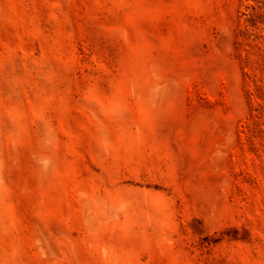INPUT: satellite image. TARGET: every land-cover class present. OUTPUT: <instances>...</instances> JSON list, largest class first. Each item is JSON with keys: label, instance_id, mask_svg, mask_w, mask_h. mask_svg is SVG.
Returning a JSON list of instances; mask_svg holds the SVG:
<instances>
[{"label": "rangeland", "instance_id": "rangeland-1", "mask_svg": "<svg viewBox=\"0 0 264 264\" xmlns=\"http://www.w3.org/2000/svg\"><path fill=\"white\" fill-rule=\"evenodd\" d=\"M0 264H264V0H0Z\"/></svg>", "mask_w": 264, "mask_h": 264}]
</instances>
